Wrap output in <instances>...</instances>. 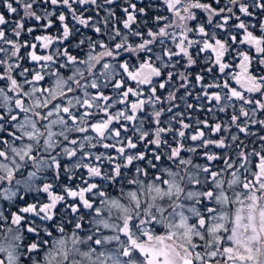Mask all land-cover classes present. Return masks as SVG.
Wrapping results in <instances>:
<instances>
[{"label":"snow or ice","instance_id":"6c2138e0","mask_svg":"<svg viewBox=\"0 0 264 264\" xmlns=\"http://www.w3.org/2000/svg\"><path fill=\"white\" fill-rule=\"evenodd\" d=\"M0 264H264V0H0Z\"/></svg>","mask_w":264,"mask_h":264}]
</instances>
